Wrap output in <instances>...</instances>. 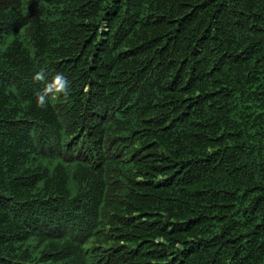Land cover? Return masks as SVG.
Instances as JSON below:
<instances>
[{
  "label": "trees",
  "instance_id": "1",
  "mask_svg": "<svg viewBox=\"0 0 264 264\" xmlns=\"http://www.w3.org/2000/svg\"><path fill=\"white\" fill-rule=\"evenodd\" d=\"M0 264H264V0H0Z\"/></svg>",
  "mask_w": 264,
  "mask_h": 264
},
{
  "label": "clouds",
  "instance_id": "2",
  "mask_svg": "<svg viewBox=\"0 0 264 264\" xmlns=\"http://www.w3.org/2000/svg\"><path fill=\"white\" fill-rule=\"evenodd\" d=\"M57 79H59V77H57ZM38 95H40V92H37ZM42 99V98H41Z\"/></svg>",
  "mask_w": 264,
  "mask_h": 264
}]
</instances>
